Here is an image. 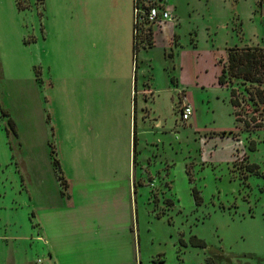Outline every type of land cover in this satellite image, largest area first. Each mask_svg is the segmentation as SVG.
<instances>
[{
    "label": "rangeland",
    "instance_id": "1",
    "mask_svg": "<svg viewBox=\"0 0 264 264\" xmlns=\"http://www.w3.org/2000/svg\"><path fill=\"white\" fill-rule=\"evenodd\" d=\"M140 1L174 42L132 51L133 0H0L1 264H264V123L228 102L254 83L215 80L264 0Z\"/></svg>",
    "mask_w": 264,
    "mask_h": 264
},
{
    "label": "trees",
    "instance_id": "2",
    "mask_svg": "<svg viewBox=\"0 0 264 264\" xmlns=\"http://www.w3.org/2000/svg\"><path fill=\"white\" fill-rule=\"evenodd\" d=\"M16 5L20 6V0H15ZM156 4L149 3L144 4L140 0H133L132 8H138V15H142L141 19L133 21L132 25V51L136 49L137 42L142 36L146 37V45H151V35L153 22L148 21L145 18V12L148 7ZM143 12V14L141 13ZM143 24V25H142ZM139 38V39H138ZM231 78H238L240 80L247 81L248 83H254L252 85H246L244 87L246 94H241L239 98L236 94L237 90L235 87L230 86L228 89V102L232 108V114L235 121H241L245 125L251 126H262L264 123V87L259 85L264 83V48L261 46H229L225 55V63H222L219 71L216 75V81L218 84L224 85L225 82L229 81ZM172 79V77H171ZM240 101L243 103L240 104ZM240 106L245 109L246 113L249 112L247 116H241L239 110L236 109ZM5 114L4 111H2ZM257 112V114L255 113ZM7 122L14 130L13 121L8 116ZM230 132V130H220L219 134ZM132 143L134 144V129L132 133ZM250 149H253V144L251 142ZM53 166L58 168L57 157L52 158ZM256 164L250 162L247 164L249 170H252ZM190 243L197 246H203V240L192 236L190 238ZM153 264H158L156 261Z\"/></svg>",
    "mask_w": 264,
    "mask_h": 264
},
{
    "label": "crops",
    "instance_id": "3",
    "mask_svg": "<svg viewBox=\"0 0 264 264\" xmlns=\"http://www.w3.org/2000/svg\"><path fill=\"white\" fill-rule=\"evenodd\" d=\"M163 8H165L164 6H163ZM171 12V14H172V11H170ZM172 16H174V15H172ZM174 18V17H173ZM169 19V20H164L162 23H161V25H155V24H153V26H152V35H151V45H149V46H152L153 44H155L156 42H160L161 44H162V46H165V41H166V43L167 44H170L171 42H174V37H175V35H174V33H173V21H174V19ZM218 71H219V68H218ZM218 71H217V73H218ZM217 73H216V75H217ZM216 75H215V80H216ZM171 77H172V75H169V81L173 84V86H175V87H177L176 85L178 84V83H180L179 82V78L178 77H173L172 79H171ZM217 82V81H216ZM172 86V87H173ZM165 90V85L164 86H162V87H152V89H151V87L149 86V85H146V87L145 88H142V89H140L141 90V93L143 94V96H145V93L147 92V93H154L153 94V96H152V98L154 97V95H157L158 94V92H159V90ZM181 99V100H180ZM185 101V102H187L185 99H184V94L182 93L180 96H178V101ZM188 103V102H187ZM178 113H179V110H178ZM189 117V116H188ZM214 138H215V136H213V135H200L199 137H198V141H200L201 143H202V146H201V152L202 151H204L205 152V150H207V152H208V155H210L211 153V151H209L208 149L212 146L211 144H210V142L211 141H209V140H214ZM206 152V153H207ZM210 153V154H209ZM218 156L219 155V153L216 151V149L215 150H213V153L210 155V156ZM0 264H1V261H0Z\"/></svg>",
    "mask_w": 264,
    "mask_h": 264
},
{
    "label": "built area",
    "instance_id": "4",
    "mask_svg": "<svg viewBox=\"0 0 264 264\" xmlns=\"http://www.w3.org/2000/svg\"><path fill=\"white\" fill-rule=\"evenodd\" d=\"M134 17L133 21L136 19L139 20L141 19L142 15H138V8L134 7L132 8ZM143 14V12H141ZM145 18L148 21H152L153 24L155 25H161V23L164 20L172 19L173 16L171 12L168 9L165 8H159L157 6L151 5L148 7L147 11L145 12ZM191 113V106L189 103L185 101H181L180 106H179V116L181 119H186L188 118L189 114Z\"/></svg>",
    "mask_w": 264,
    "mask_h": 264
}]
</instances>
